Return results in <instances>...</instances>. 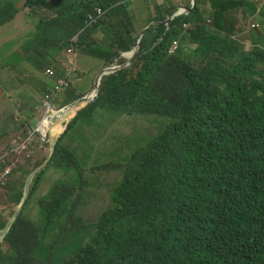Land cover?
<instances>
[{"label":"trees","instance_id":"trees-1","mask_svg":"<svg viewBox=\"0 0 264 264\" xmlns=\"http://www.w3.org/2000/svg\"><path fill=\"white\" fill-rule=\"evenodd\" d=\"M20 1L33 13L54 8L45 0H2L0 29L18 15ZM257 1L249 11L258 12L264 22V0ZM95 5L109 10L101 26L125 31L120 36L104 33L102 41L89 37L86 54L109 65L120 53L131 52L136 42V32L128 29L130 4L92 0L86 8L91 13ZM240 6L242 0H220L210 10H201L196 2L191 13L174 17L168 28H151L130 68L102 79L100 90L122 85L132 94L160 95L163 101L157 106H143L148 114L144 117L157 115L170 122L166 134L139 147L146 151L157 145L154 154H146L141 162H130L134 150L129 147H119L112 155V165L124 179L114 186L110 206L93 224L75 217L74 201L63 202L59 196L84 190L92 154L56 146L48 166L73 173L75 184H63L44 208L36 248L50 241L49 233L61 224L68 226V232L89 227L95 232L92 241L63 264H264V32L249 33L253 43L248 50L243 25L236 14L227 15ZM55 12V19L38 22L36 33L22 48L24 54H32L38 74L56 66L55 57L68 49L87 13ZM164 20L161 16L153 21ZM175 40L180 43L178 51L169 55ZM18 61L22 58L12 56L3 67L12 69ZM53 68L57 77L63 75L61 66ZM71 85L72 81L65 92ZM170 97L173 104L166 102ZM99 119L103 118L85 109L64 132L96 130ZM29 142L27 137L18 138L9 154L17 155ZM64 213L70 215L63 217ZM18 222L0 237V264H44L30 252L20 255L21 249L17 257L10 256L9 235Z\"/></svg>","mask_w":264,"mask_h":264},{"label":"rangeland","instance_id":"rangeland-1","mask_svg":"<svg viewBox=\"0 0 264 264\" xmlns=\"http://www.w3.org/2000/svg\"><path fill=\"white\" fill-rule=\"evenodd\" d=\"M134 10L138 16L135 27L136 34H138L147 24V20L143 9L135 5ZM255 24H259L257 30L264 31V23L261 20L256 21ZM110 44L111 38L104 42L106 48ZM186 48L190 51L188 47ZM127 64V59H122L117 65L130 68L131 65L127 66ZM106 66L108 65L103 64L98 72L89 76L81 74L85 72L84 68H78L70 89L64 92L57 101L56 105L59 110L75 98L94 94L96 77ZM53 67L43 69L39 76L31 81L21 82L19 85L14 82L10 70L0 69V84L8 93L13 88L19 87L16 89L18 95L10 93V106L7 112L0 117V232L3 229V223L14 218L25 193L28 194L29 181H33L29 202L24 203L22 214L17 218L19 219L18 225L9 235L10 256L17 257L21 249L20 255L26 256L30 252V255L38 256L44 264H63L64 260L77 252L85 242H91L95 232L94 227L68 232V226L58 224L49 233L51 240L41 242L40 248H36L35 239L40 235L38 229L45 222L46 210L44 208L49 205L53 194H58L64 187L63 184H75L73 173L45 165L51 153L50 140L45 135L33 131L40 120L37 107L39 110L44 108V102L41 99L45 97L49 89L41 77H45L46 69H53L57 73ZM23 88L29 90L31 94L24 93ZM162 101L160 95L152 97L142 93L132 94L122 85L110 86L96 91L87 100L86 109L103 118L99 119L101 126L98 129L87 130L82 134L63 133L71 121L77 117L73 118L77 112L71 113L66 122L57 127L55 147L61 146L71 151L76 149L79 153L92 154L91 167L86 174L84 190L74 194L62 192L59 195L63 202L74 201L73 214L75 217L82 218L86 224H93L110 206L112 189L124 179L122 172L112 165V155L119 147H129L134 150L130 156V162H141L146 154H154L157 145L146 151L139 147L150 138L166 134L165 126L170 122H165L160 117L161 120L155 118L157 115L144 117L148 114H145L143 106H157ZM166 102L173 104L174 98H167ZM133 113L137 116H131ZM25 137L30 140L28 145H22L17 155L9 154L13 142ZM65 156L63 154L60 161H63ZM127 158L126 155L125 159ZM15 194L16 198L13 200H16L18 205L12 200ZM66 205L70 207V204ZM69 215V213H64L63 217ZM6 247L4 245L3 249Z\"/></svg>","mask_w":264,"mask_h":264},{"label":"crops","instance_id":"crops-1","mask_svg":"<svg viewBox=\"0 0 264 264\" xmlns=\"http://www.w3.org/2000/svg\"><path fill=\"white\" fill-rule=\"evenodd\" d=\"M2 1V0H0ZM52 10L50 12L38 11L33 13L29 9L24 8V1L18 2L16 7L19 9V13L13 22L4 25L0 29V69L3 63L12 56H19L22 61L6 70L11 71V76L15 83L18 85L26 80H33L39 76L34 70V65L31 60L32 54H24L22 52L25 41L31 38L36 33V27L38 22L42 18L55 19L57 14L56 9H62L63 11L71 15H80L83 11H87L84 15L83 25L80 32V37L77 42L72 46V54H68V50H64L59 56L55 57L56 66L59 65L62 69L67 65H77V68H84L85 72L81 73L83 76H89L93 73L98 72L102 67V62L88 56L86 53L88 50V40L92 36V41H102L104 33L109 35L120 36L125 33L116 27L106 28L101 26L100 23L96 22L91 16L89 10L86 8L87 3L92 0H45ZM130 3L129 17H128V29L136 32V25L138 22L137 12L134 10V6L137 5L139 8L145 11V18L147 24L139 32L138 38H141L143 32L147 31L152 27L153 20L164 16L166 20H173L168 18V12L176 14L182 8H187L193 2H199L201 10L204 8L210 10L212 7L219 5L220 0H126ZM239 1V0H235ZM243 6L238 7L234 11H230L227 15L232 18L233 14H236L237 20L243 25V36L246 38L247 48L250 49L252 46V40L249 37L250 24L260 20L259 13L250 12L249 9L258 4L257 0H242ZM261 5L259 6V8ZM168 28V25H166ZM55 66V65H54ZM48 68V67H47ZM45 86L51 85L52 81L46 77H41ZM19 88V87H18ZM18 88H13L10 93L17 94ZM23 92H31L23 88ZM10 93L7 92L0 84V117L3 116L10 106ZM36 132V128L34 129ZM27 201V200H26ZM26 203V202H25ZM22 214V213H21Z\"/></svg>","mask_w":264,"mask_h":264},{"label":"built area","instance_id":"built-area-1","mask_svg":"<svg viewBox=\"0 0 264 264\" xmlns=\"http://www.w3.org/2000/svg\"><path fill=\"white\" fill-rule=\"evenodd\" d=\"M187 29L188 26L184 25ZM179 46V41L175 40L172 43L170 50L168 51L169 55H174ZM68 54H72L71 51ZM78 71L77 65H67L63 68V75L61 77H57L55 71L53 69H46L44 75L48 80L52 81L51 85L48 87V91L45 94V97L41 99L44 102V108L38 109L37 112L40 116V121L37 125L36 132L47 135V132L43 131L44 125H50L53 119V116L57 113L56 102L59 97L65 92V90L69 87L70 82L74 78V75Z\"/></svg>","mask_w":264,"mask_h":264},{"label":"water","instance_id":"water-1","mask_svg":"<svg viewBox=\"0 0 264 264\" xmlns=\"http://www.w3.org/2000/svg\"><path fill=\"white\" fill-rule=\"evenodd\" d=\"M190 11H191V9H190ZM169 23H170V20H167V21L163 22V24H169ZM157 25H160V24L157 23ZM147 31H148V30H147ZM147 31L143 32L142 35H141V38H139V41H137V42L135 43V45H134V50H133V52H132V57L129 59V61H131L132 58H134V56H135L136 53L138 52V50H139V48H140V40H141L142 37L146 34ZM125 55H126V54H121V55H119V56L116 58V62L119 61L120 59L124 58ZM116 62L114 63L113 66H111V67H106V68H104V69L99 73V75L97 76L96 81H95V90H96V91L100 90V86H101L100 81L102 80V78H103L104 76H109V75H111V74H114V73L120 71V68H117V67H116ZM123 68H125V66L122 67V69H123ZM122 69H121V70H122ZM88 98H90V96H86V97L80 98V99H78L77 101H75V102H73L72 104H70L69 106L65 107L63 110L59 111V112L53 117V119H52V126H53V127L56 126V125L60 122V120H61L62 118L67 117L69 114H71V113H73V112H75V111H81V110L85 109L86 106H87V100H88ZM79 109H81V110H79ZM48 138H49V140H50V145H49V146H50L51 153H50L49 158L46 160L45 165H48V164L50 163V160L52 159V157H53V155H54V152H55V145H54V142H55V136L49 133V134H48ZM35 174H36V173H35ZM35 174H34V175H35ZM34 175H33V176H34ZM32 182H33V181H31V180L29 181V184H28V188H29V189H30V185H31ZM29 189H28V193H29ZM27 197H28V194L25 193L24 198H23V202L19 205V207H18V209H17V212H16L14 218H11V219L7 222V225H6V226L3 228V230L1 231V236H0L1 238H4V237L10 232V230H11L13 224L15 223L16 219H17L18 216L22 213V210H23V208H24V203L26 202ZM8 225H9V226H8Z\"/></svg>","mask_w":264,"mask_h":264},{"label":"clouds","instance_id":"clouds-1","mask_svg":"<svg viewBox=\"0 0 264 264\" xmlns=\"http://www.w3.org/2000/svg\"><path fill=\"white\" fill-rule=\"evenodd\" d=\"M21 2V1H20ZM130 4V3H129ZM195 6H196V2H193V3H191L187 8H182L180 11H178L176 14H174L173 13V15L170 17V16H168V18L170 19V18H174V17H177V16H181V15H188L189 13H191L192 11H193V9L195 8ZM190 9H191V11H190ZM50 12V11H49ZM108 12H109V10L108 9H103L102 7H100V6H98V5H95L94 7H93V9H92V11H91V16L94 18V20L96 21V22H98V23H101L102 21H104L105 19H106V17H107V14H108ZM16 18V17H15ZM260 20L263 22V20L260 18ZM14 21V20H13ZM12 21V22H13ZM165 21H167L166 19L164 20V21H154L153 22V24H152V27L151 28H153V27H158V26H160V25H164V26H166V25H169V24H163V22H165ZM157 23L158 24H160V25H157ZM264 23V22H263ZM9 24V23H8ZM7 25V24H6ZM188 26V28L190 27V25H187ZM151 28H149L148 29V31L151 29ZM259 28V24H255V22H251V24H250V32L252 31V30H256V31H260V32H264V31H262V30H257ZM147 31V32H148ZM80 32H81V30H80ZM80 32L70 41V45H69V47H68V52L69 51H71L72 52V46H73V44L75 43V42H77L78 41V39H79V37H80ZM146 32V33H147ZM136 33H137V31H136ZM138 36H139V33L138 34H135V38H136V42L137 41H139V38H138ZM144 37V36H143ZM142 37V38H143ZM142 40V39H141ZM141 40H140V43H141ZM252 40V39H251ZM179 41V40H178ZM135 42V43H136ZM135 45V44H134ZM179 47V46H178ZM251 48V47H250ZM133 50H134V47H133ZM133 50L131 51V52H129V53H120V55L121 54H126L125 56H124V58H122V59H127V62H128V64H127V66H130L131 65V62L134 60V58H135V56H134V58H132V60L131 61H129V59L132 57V52H133ZM249 50V49H248ZM139 51V50H138ZM178 51V50H177ZM137 54V53H136ZM169 54V53H168ZM176 54V53H175ZM174 54V55H175ZM119 56V55H118ZM122 59H120V60H122ZM119 60V61H120ZM100 61V60H99ZM119 61H117L116 62V59L113 61L114 63L116 62V67L117 68H120V70L122 69V67H124V66H121V67H118V62ZM100 62H102V61H100ZM5 63V62H4ZM4 63H3V65H4ZM114 63H112L113 65H114ZM102 64H104V65H107V64H105L104 62H102ZM112 64H109L108 66H106V67H111V66H113ZM3 65H2V67H1V69H3V70H5L6 68H4L3 67ZM106 67H104V68H106ZM102 68V67H101ZM100 68V69H101ZM103 68V69H104ZM99 69V70H100ZM102 69V70H103ZM124 69V68H123ZM98 70V71H99ZM101 70V71H102ZM100 71V72H101ZM99 72V73H100ZM45 73V72H44ZM99 73H98V75H99ZM115 74V73H114ZM97 75V76H98ZM112 75V74H111ZM45 76V75H44ZM110 76V75H109ZM46 77V76H45ZM104 77H108V76H104ZM103 77V78H104ZM47 78V77H46ZM97 78V77H96ZM102 78V79H103ZM96 81V80H95ZM102 81V80H101ZM101 81H100V84H101ZM101 87V86H100ZM95 92H96V90H94V94H95ZM94 94H90V95H87V96H90V97H92ZM84 97H86V96H84ZM81 98H83V97H81ZM76 100H72L71 102H69L67 105L69 106L70 104H72L73 102H75V101H77L78 100V98H75ZM80 99V98H79ZM56 104H57V102H56ZM67 105L66 106H64V107H62L61 108V110H63L65 107H67ZM56 107H57V105H56ZM86 109V108H85ZM85 109H83V110H85ZM61 110H59V108H57V113L59 112V111H61ZM83 110H81V111H75V112H77V114L75 115V116H78V114L80 113V112H82ZM56 113V114H57ZM55 114V115H56ZM54 115V116H55ZM53 116V117H54ZM74 116V117H75ZM73 117V118H74ZM40 119V118H39ZM40 121V120H39ZM38 125V124H37ZM37 125H36V129H37ZM45 126V125H44ZM44 126H43V131L44 132H47V135H46V137L48 138V134H49V127H53L52 126V122H51V124L50 125H46V130H44ZM68 127V126H67ZM66 130V129H65ZM34 131V130H33ZM63 133H65V132H63ZM3 230V229H2Z\"/></svg>","mask_w":264,"mask_h":264},{"label":"bare ground","instance_id":"bare-ground-1","mask_svg":"<svg viewBox=\"0 0 264 264\" xmlns=\"http://www.w3.org/2000/svg\"><path fill=\"white\" fill-rule=\"evenodd\" d=\"M70 116V114L67 116V117H65V118H62L61 120H60V122L56 125V126H54V127H49V133L50 134H52V135H56V129H57V127H59L60 125H62L64 122H66V120H67V118ZM47 128V127H46ZM46 128L44 129V130H46Z\"/></svg>","mask_w":264,"mask_h":264}]
</instances>
